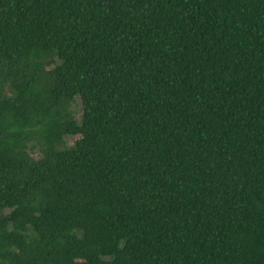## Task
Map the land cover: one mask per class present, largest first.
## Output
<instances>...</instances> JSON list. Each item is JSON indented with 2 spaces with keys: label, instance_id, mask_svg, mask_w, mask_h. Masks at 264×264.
<instances>
[{
  "label": "trees",
  "instance_id": "obj_1",
  "mask_svg": "<svg viewBox=\"0 0 264 264\" xmlns=\"http://www.w3.org/2000/svg\"><path fill=\"white\" fill-rule=\"evenodd\" d=\"M0 264H264V0H0Z\"/></svg>",
  "mask_w": 264,
  "mask_h": 264
},
{
  "label": "rangeland",
  "instance_id": "obj_2",
  "mask_svg": "<svg viewBox=\"0 0 264 264\" xmlns=\"http://www.w3.org/2000/svg\"><path fill=\"white\" fill-rule=\"evenodd\" d=\"M71 108H72L76 118L79 119L82 109H81V103H80V100H79L78 97L75 98L73 104L71 105ZM66 142H68V144H69V143L72 142V139L71 138H67ZM33 155L36 156L37 155L36 152H34Z\"/></svg>",
  "mask_w": 264,
  "mask_h": 264
}]
</instances>
